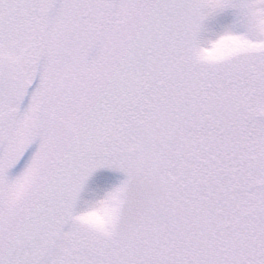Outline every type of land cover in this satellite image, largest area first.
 <instances>
[{"label":"snow or ice","instance_id":"1","mask_svg":"<svg viewBox=\"0 0 264 264\" xmlns=\"http://www.w3.org/2000/svg\"><path fill=\"white\" fill-rule=\"evenodd\" d=\"M0 264H264V0H0Z\"/></svg>","mask_w":264,"mask_h":264}]
</instances>
